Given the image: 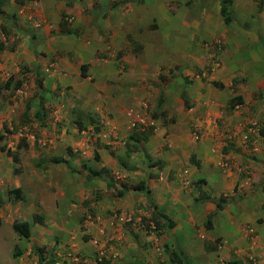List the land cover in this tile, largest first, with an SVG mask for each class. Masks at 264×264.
<instances>
[{
  "label": "rangeland",
  "instance_id": "1",
  "mask_svg": "<svg viewBox=\"0 0 264 264\" xmlns=\"http://www.w3.org/2000/svg\"><path fill=\"white\" fill-rule=\"evenodd\" d=\"M28 1L18 0L15 4L0 3V68H21L18 73L14 71L10 74L8 89L3 86L10 76L4 78V71H0L2 88L0 99L6 102L0 108V264H37L38 252L34 251V247L42 251L44 261L47 260L50 264H97V261L103 264H122L121 258L125 254L128 263L134 261L133 263L137 264L135 262L142 260L143 262L139 264H175L169 260L171 251H175L181 259L180 264H202L204 256L201 257L199 252H196L197 258H191L192 252L195 251L188 248L186 242L195 231L197 233L204 229L207 216L202 223L198 209V218L192 217L190 220L188 215H184L183 205L175 203L168 210L181 215L175 221L180 230L177 229L173 235L174 239L168 237L171 242L167 244L166 231L171 229L166 225L170 220L160 214L152 202L149 190L147 193L136 192L132 188L143 181L155 179L153 171L160 173L168 167L176 166V169L168 172L167 179L164 180L171 185V182L175 181V176L186 172L188 176L189 172L186 170L190 167L193 171L198 169L194 164L197 162L195 156L188 165L186 154L173 155L174 152L169 151L171 146L168 142L157 147V150L150 151L148 139L154 135V131L165 128L166 142L168 130L175 126L172 125L176 115L180 109L184 112L188 109L185 101H181L182 96H176L177 92L189 87L194 75H198L197 77L204 81L214 76L220 68L248 66L264 68V37H257L256 57L247 54L248 49L244 50L247 42L240 37L245 20L249 18L254 24V20L257 22L259 15L263 13L264 0H230L228 10L233 22L230 25H225L222 17L218 20L206 18L214 16L222 0H76L82 7L86 6L83 9L84 15L93 18L90 26H95L101 33L98 42L104 51L97 56L99 62L95 68H155V72L151 69L145 71V81L142 83L145 98L140 99L141 104L136 102L135 96L132 98L133 103L128 107L131 110L125 114L120 125L121 133L130 132L139 136L144 134L147 139L138 146L134 144L130 150H124L123 153L109 154L114 166L103 169L100 173L102 176L93 180L85 179L78 172L86 171L88 163L93 167L99 161V157L94 158L95 151L91 150L90 144V142L93 146L95 144L94 136L91 134L99 131L102 126L99 114L93 115L89 112L91 115L87 113V118L85 115L83 118L80 117V113L76 112L73 115L65 114L69 112V106L64 102L57 104L50 102L45 107L35 105L26 113L25 108L28 107L26 103L30 96L39 97L40 101L47 102L69 95V89H66L62 91L63 95L59 91L46 96L44 88L38 83L30 82V76L22 69L26 67L22 63H15L13 53L21 48V44H28V47L32 44L31 38L28 39V35L21 33L24 25L19 15ZM62 1L71 5L69 0ZM152 5L157 8L155 14L151 12ZM65 18L66 15L61 19L60 33L68 34L76 25L74 22L67 23ZM107 20H110L108 25ZM121 20L127 23L120 25ZM255 24L258 25L259 22ZM245 26L246 32H242V35L252 33L253 28ZM52 39L56 41L59 38L53 36ZM37 43L38 41L33 42L35 46ZM3 55L7 58H3ZM69 59L73 64L72 59L70 57ZM51 60L52 58L48 60L49 64L52 63ZM138 93L141 96V92ZM160 95L161 103L158 104L157 99ZM14 96L22 99L21 104L17 106L9 104L8 99ZM153 97L155 100L152 105L148 103V98L153 102ZM260 97L257 99L262 100ZM228 102L224 103L219 112L233 119L235 107H228ZM39 107L44 115L41 120L34 115ZM57 108L63 111L62 114L59 113V118L54 114ZM254 110L255 108L250 106L249 113ZM95 117L98 121L94 119ZM238 118L241 120L247 117L243 115ZM221 121L220 118H216L214 122L216 132L220 136L219 141L221 142L227 133H236L232 139L241 145L242 148L238 150L244 161H253L255 156L252 149L255 146L252 143L255 137L251 139L249 136L253 133L252 128L262 130L261 126H258V123H247L244 126L238 123L236 127L241 132L249 131V134L242 135L232 126L234 122L231 121L229 122L231 125L226 126ZM193 123L190 122L188 126L189 133L198 144L202 138V131L197 130ZM86 131L89 133L80 134ZM78 137L82 144L86 143L84 148L71 145V139ZM244 137L247 141L243 139ZM232 139L226 138L228 142H232ZM7 150L16 156L17 164L6 155ZM235 153L240 155L238 151ZM54 159H60L64 163L56 164ZM82 161L87 163H81ZM242 172L243 170L241 171L243 178L252 176L251 173L249 175V169ZM206 173L199 176L194 173L192 176L193 197L201 192L211 198L207 189H204L205 183L199 185L202 189L199 190L197 187L198 178H207ZM91 182L96 185L94 189L90 187ZM176 186L180 187L181 183L177 181ZM171 187L174 189L175 184ZM16 188L22 190V202H15L13 196L8 195L11 189ZM106 191L111 195L105 196ZM130 191L134 197L127 201V208H115L114 204ZM90 192L93 194L90 195ZM235 194L224 202L230 204L239 200L249 204V200L256 202L257 197H263L262 193L246 195L242 188L236 189ZM260 209L263 210L264 205ZM247 210L255 211L256 206L253 204L247 207ZM34 215L40 216L41 224L33 223ZM112 215H121L123 223L131 218L126 224L129 227H125L124 232L129 230L132 236L136 231H140V234L154 233L158 239V247L141 248L138 247L141 243L135 242L136 249L132 247L126 249L124 238L122 239L124 244H116L114 247L108 242L104 247L106 241L104 234H100V243L92 244L94 241L90 243L88 233L90 228L96 225L102 228L103 220ZM158 215L163 218L159 219L162 225L159 230L153 223L154 217ZM99 216L103 220L102 218L99 220ZM15 222L30 224V239L26 240L12 231L11 227ZM190 226L194 228V232ZM132 243L134 244V241ZM149 248L151 249L148 250ZM211 249L214 250L215 246L211 247L208 243L205 251L209 252ZM164 255L167 261L162 260Z\"/></svg>",
  "mask_w": 264,
  "mask_h": 264
},
{
  "label": "crops",
  "instance_id": "2",
  "mask_svg": "<svg viewBox=\"0 0 264 264\" xmlns=\"http://www.w3.org/2000/svg\"><path fill=\"white\" fill-rule=\"evenodd\" d=\"M69 2L71 5L62 0H29L25 2V6L20 11L21 13L19 12L24 25L21 33L28 35V39L31 38L30 42L32 44L31 47H28V44L22 43L21 48H18L15 52L13 50V57L16 58L15 63H22L26 67L22 69L30 76V82L38 83L41 88H44L46 96H49V93L59 91L63 95L62 91L69 89L68 96H62L56 101H40L39 97L33 98L30 96L26 103L29 109L34 108L35 105L45 107L50 102L52 104L64 102L69 106V112L65 114L73 115L76 112L80 113L82 118L84 115L87 118L86 114L89 112L93 115L99 114L101 118L100 125L102 126L99 131L91 134L95 139L94 146L90 142L91 150L98 155L99 161L93 167L88 163V169L100 173L101 169H109V167L114 166V161L109 154L123 153L124 150H129L128 147L132 148L134 144L138 146L143 142L139 135L130 132L128 134L121 133L120 125L125 114L131 110L128 107L133 103L132 98L135 96L136 102H139V104H141L140 99L145 98L146 93L142 89V83L145 81V71L151 69L152 72H155V68H95L99 62L97 56L104 51L103 46L98 42L101 33L98 29L96 30L95 26H90L93 18L84 15L83 9L86 6L82 7L76 0H69ZM15 3L7 2L5 4ZM156 10L157 8L152 5V14H155ZM64 15L66 17L71 16L72 22L76 25L74 30L68 34L60 33L61 19ZM206 18L222 19L220 6H218V10H216L213 17L206 16ZM109 21L107 20V25ZM245 21L246 23H243L241 27L242 32H246L245 25L253 28V30L252 33L247 32L245 35H242L241 32L240 37L242 36L243 40L247 42L244 47V50L248 49L246 50V52L248 51L247 54L256 57L258 55L257 37H264V11L259 15L257 22L254 20V24L250 22L249 18ZM258 22V25L255 24ZM123 23L127 22L124 20L119 22L120 25ZM25 29L29 31L27 32ZM53 36H58L59 39L54 41ZM36 41H38L37 46L33 44ZM2 57L7 58L6 55ZM69 57L72 59L73 64L70 63ZM50 58H52L51 64H49ZM20 69L0 68V71H4V78L10 76L4 82V85L10 81V74H13L14 71L18 73ZM197 76L194 75L193 82L189 87L177 92L176 96H183L188 109L186 112L180 109L172 125H175L174 128L168 130L166 142H164V136L167 133L165 128L154 131V135L148 139V142L150 151L157 150V147H161L163 143L168 142L171 146L169 151L174 152L173 155L176 156L177 153L186 154L188 165L191 158L195 156L199 167L195 171L192 170V167L186 170L189 172L188 176H186L187 172L175 176V181L171 182V185L175 184L174 189H171L173 186L171 187L165 181L168 172L171 169H176V166L168 167L160 173L153 171L152 174L156 175L155 179L147 182L143 181L144 189L142 191L147 193L149 190L151 192L152 202L157 206L160 214L165 215L174 224L171 230L166 231L165 243H170L171 240H168V237H173L177 229L180 230L175 221L181 215L178 213L173 214L168 209L175 203L182 204L184 215H188L190 220H192V217L198 218V209L202 223L205 222L204 218L206 216L214 215L210 231L205 229L197 233L195 231L191 238L187 240L188 248L195 251V253L192 252L191 258L196 257V252H199L201 257L204 256L202 264H264V209H260L264 205V136L260 135V132L264 131V68H254L253 66H248V68H220L214 76L204 81ZM212 83L221 84L223 89L214 87ZM29 86L31 87V84ZM138 92H141V96ZM229 96L230 98H228ZM237 96L242 98L243 103L234 108L233 119H229L225 114L220 113L219 109L224 107V103ZM259 96L262 100L257 99ZM160 97L161 95L157 99L158 104ZM152 100L153 102L148 98V103L153 105L155 98L153 97ZM21 101L22 99L19 100V96L8 99L11 106H17L21 104ZM181 101L183 100L181 99ZM3 104H6V102L4 103L0 99V108ZM250 106L255 108L252 113H249ZM238 108H241V110H238ZM62 112L57 108L54 114L59 118L58 115ZM34 115H40L41 119L44 118L40 107L35 110ZM243 115L247 118L239 120L238 116ZM216 118H220L226 126L231 125L229 122H234L232 126L242 135L249 134V131L241 132L236 127L238 123L242 126L247 123H258V126H261L262 130L252 128L253 133L250 136L248 135L251 139L255 137L252 143L255 146L252 149L255 156L253 161H244V157L238 150L242 148L241 145L237 144L238 141L232 139L237 135L236 133H227V136H223L221 142L219 141L220 136L216 132L214 123ZM94 119L98 121L97 117ZM190 122H194L196 129L202 131V138L198 144L189 133L188 126ZM108 124L109 126H107ZM84 133L86 135L89 132H81L80 134ZM132 136L133 139H131ZM139 137L140 141L134 142V139ZM226 138L232 139V142H228ZM79 140V137L77 139L72 138L71 145H78V148L83 146L84 148L86 143L82 144ZM235 151H238L240 155L236 154ZM66 161L68 162L67 159ZM81 163L87 162L82 161ZM246 169H249V175L252 174L250 178H243L241 175V171L244 172ZM204 172H207V178L200 177L198 180L203 179L205 181L204 189H207V193L212 198L227 199L236 195L235 190L241 188L246 195L262 193L263 197H257L256 202L249 200V204L242 203L239 200L230 204L223 202L222 208L219 210L210 201L196 203L194 199L198 197V194L193 197L191 193L192 188H194L192 176L194 173L199 176ZM158 175L161 176L157 177ZM99 176L101 177L102 174ZM177 181L181 183L180 187L176 186ZM95 186V183H90V187L93 189ZM197 192L199 193V191ZM106 193L105 196L111 195L109 191H106ZM91 194L93 192H90ZM133 197L132 191L126 193L118 203L114 204L115 208H127V201ZM253 204L256 206V210H247V207H251ZM122 213L121 215H123ZM121 215H112L106 220L99 216V220L102 218L104 224L102 228L99 225L90 228L88 232L90 243L92 241H94L92 244L100 243V234H104L106 236L104 247L108 242L114 247L116 244H124L123 238L126 242V249L131 247L136 249L137 244L135 242L141 243V245L138 244V247L141 248L144 246L158 247V239L154 233L140 234V231H136L132 236L129 234V230L124 232L125 227H129L126 224L131 221V218L123 223ZM191 229L194 232V228L191 227ZM216 239L218 243H216ZM132 241H134V244ZM208 243L211 247L215 246V249L206 252L205 248L208 247ZM163 257L162 260L167 261L166 255ZM121 259H123L121 260L122 264H134V261L127 262L126 254ZM142 262L140 260V262L135 263Z\"/></svg>",
  "mask_w": 264,
  "mask_h": 264
},
{
  "label": "trees",
  "instance_id": "3",
  "mask_svg": "<svg viewBox=\"0 0 264 264\" xmlns=\"http://www.w3.org/2000/svg\"><path fill=\"white\" fill-rule=\"evenodd\" d=\"M229 1L230 0H222V2L220 3V15H221V17L223 18V21H224V24H226V25H228L230 22H231V18H230V15H229V10H228V5H229ZM1 3V2H0ZM4 33H5V31H4ZM5 35H6V33H5ZM5 35H4V37H5ZM83 68V67H82ZM213 84V86L214 87H216V88H218V89H223V86L221 85V84H217V83H212ZM10 86V82L8 81L4 86H3V88H5V89H8V87ZM1 89L2 88H0V91H1ZM182 100L183 101H185V99L183 98V96H182ZM159 103H161V97H160V100H159ZM186 105H187V102L185 101L184 102ZM242 103H243V100H242V98L241 97H233V98H231L230 100H229V102H228V107H230V108H234V107H236V106H239V105H242ZM29 110V108L28 107H26V113H27V111ZM40 115H37V118L38 119H40L41 120V117H39ZM144 133V132H143ZM136 135V134H135ZM260 135L261 136H264V131L262 130L261 132H260ZM138 137V136H137ZM141 137V139L143 140V141H145L146 139H147V137H146V135H144V134H142V136H140ZM140 137L139 138H137V139H134V142H138V141H140ZM134 137L132 136L131 137V139H133ZM127 147V146H126ZM127 149V148H126ZM128 149H129V147H128ZM130 150V149H129ZM6 155L8 156V157H10L11 159H12V161H13V163H18V160L16 159V156L14 155V154H12L11 152H10V150H7L6 151ZM94 158L95 159H98V155L95 153L94 154ZM193 157L191 158V160L193 161ZM54 161V163H56V164H60V163H64L62 160H60V159H54L53 160ZM194 164H195V166L196 167H199V164H198V162H194ZM160 169H161V167H160ZM16 173H17V171H15ZM78 174L80 175V176H84V178H86L87 180H91V179H93V178H96L98 175H99V173L98 172H95V171H92V170H90V169H87L86 171H79L78 172ZM197 187H199V185H202V184H204L205 182H204V180H198L197 181ZM200 188V187H199ZM144 189V184H143V182H141L140 184H138V185H136V186H134L133 188H132V190L133 191H136V192H140V191H142ZM8 195H9V197H11V196H13V199H14V201L15 202H22L23 201V196H22V190H21V188H16V189H11L9 192H8ZM194 201L196 202V203H200V202H204V201H210V202H213V203H215V205H216V209H221L222 207H221V205H222V203L225 201V198H219V199H216V198H210L209 196H207L206 194L204 195L203 193H199V195H198V197L197 198H195L194 199ZM214 217V215H212V214H210L209 216H207V218H206V222H205V224H204V229L205 230H207V231H210L211 229H212V222H211V220H212V218ZM159 219L160 220H163V218H162V216H160V215H158V216H156V217H154V219H153V223H154V225L156 226V229L157 230H159L161 227H162V225L160 224V222H159ZM32 221H33V223L34 224H41V218H40V216H37V215H34L33 217H32ZM174 226V224L173 223H171V222H168V224H167V228L168 229H171L172 227ZM12 230H13V232H15L17 235H19V236H22L23 238H25L26 240H28V239H30V237H31V228H30V224L29 223H27V222H22V223H17V222H15L13 225H12ZM34 249V251H37L38 252V262H37V264H50V263H48V261L46 260V262L44 261V257H43V255H42V251L41 250H37V248H33ZM40 252V253H39ZM169 260L172 262V263H175V264H180L181 263V259L178 257V255L176 254V252L175 251H171L170 253H169ZM52 264V263H51ZM97 264H103L102 262H100V261H97ZM105 264V263H104Z\"/></svg>",
  "mask_w": 264,
  "mask_h": 264
},
{
  "label": "built area",
  "instance_id": "4",
  "mask_svg": "<svg viewBox=\"0 0 264 264\" xmlns=\"http://www.w3.org/2000/svg\"><path fill=\"white\" fill-rule=\"evenodd\" d=\"M0 1L5 3V2H16L17 0H0ZM65 21L70 24V23H72L73 19L71 18V16H67L65 18ZM194 136L196 137V139L198 138L195 134H194ZM243 139L246 140L247 138L244 137Z\"/></svg>",
  "mask_w": 264,
  "mask_h": 264
},
{
  "label": "clouds",
  "instance_id": "5",
  "mask_svg": "<svg viewBox=\"0 0 264 264\" xmlns=\"http://www.w3.org/2000/svg\"><path fill=\"white\" fill-rule=\"evenodd\" d=\"M17 1H18V0H17ZM0 2H1V1H0ZM1 3H4V2H1ZM5 3H7V2H5ZM13 3H15V2H13ZM102 170H103V169H101V171H102ZM101 171H100V173H101ZM100 173H99V175H100ZM99 175H98V176H99ZM98 176H97V177H98ZM97 177H96V178H97ZM85 179H86V178H85ZM93 179H94V178H93ZM93 179H91V180H93ZM12 231H13V230H12Z\"/></svg>",
  "mask_w": 264,
  "mask_h": 264
}]
</instances>
